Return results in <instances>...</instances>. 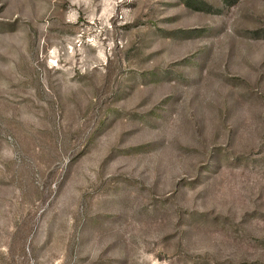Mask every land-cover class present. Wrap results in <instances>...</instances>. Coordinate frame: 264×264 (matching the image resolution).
Segmentation results:
<instances>
[{"label":"rangeland","instance_id":"rangeland-1","mask_svg":"<svg viewBox=\"0 0 264 264\" xmlns=\"http://www.w3.org/2000/svg\"><path fill=\"white\" fill-rule=\"evenodd\" d=\"M0 264H264V0H0Z\"/></svg>","mask_w":264,"mask_h":264}]
</instances>
